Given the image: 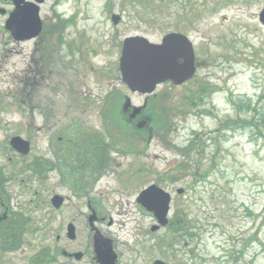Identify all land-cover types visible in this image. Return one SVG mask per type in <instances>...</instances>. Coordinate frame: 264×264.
<instances>
[{"label":"rangeland","instance_id":"1","mask_svg":"<svg viewBox=\"0 0 264 264\" xmlns=\"http://www.w3.org/2000/svg\"><path fill=\"white\" fill-rule=\"evenodd\" d=\"M263 7L264 0H45L43 39L20 55H10L1 23L0 208L24 226V239L36 245L40 224L70 220L88 200L129 226L150 224L136 198L152 184L173 197V228L157 233V259L264 264V131L218 132L238 116L232 101L264 111ZM60 21L67 23L51 33ZM172 32L192 43L195 75L147 98L131 94L118 69L123 39L158 44ZM201 91L203 102L188 106ZM125 98L135 108L147 99L150 140L119 115ZM13 137L29 142L26 156L10 148ZM194 140L202 147L183 157ZM101 150L104 177L90 185ZM54 195L67 200L59 214Z\"/></svg>","mask_w":264,"mask_h":264},{"label":"flooded vegetation","instance_id":"2","mask_svg":"<svg viewBox=\"0 0 264 264\" xmlns=\"http://www.w3.org/2000/svg\"><path fill=\"white\" fill-rule=\"evenodd\" d=\"M33 2L34 0H0V24H3V31L7 37L6 43L9 46H14L9 51L10 55H20L24 50V44L32 42L33 45H36L43 39L45 22L41 18L42 30L35 39L17 38L11 26H9V30L5 28L6 23L12 22L15 13H22L24 7ZM146 101L147 99L144 101V106H146ZM123 115L130 123L137 122L142 126L141 129L153 133V122L149 117L143 115L142 110L134 113L133 109H128ZM151 138L149 135V140ZM59 140L61 141L62 138ZM81 146L84 150L90 148V145L81 144ZM96 147L98 148L99 145L94 149H97ZM97 156L100 155L97 154ZM97 156L94 160V168L98 169L91 172L93 175L96 174V177L90 185L97 184L99 179L104 177L101 172L105 162H100ZM71 173L78 174L79 172L72 169ZM90 180L91 177L88 179L85 177L83 182ZM149 186L142 188L139 194ZM176 193L179 195L183 192L177 190ZM84 195L82 194V196ZM54 197L60 196L54 195L51 200ZM60 198L62 203L58 208H54L50 200L51 210L58 214L65 211L67 201L66 198ZM172 201L173 197L170 195L169 205ZM136 203L137 213L142 218L151 220L150 224L137 223L135 226H129L125 220L119 219V213H115L112 217L109 210H104L100 208L99 203L92 204L91 200H88L85 210L77 213L74 218L66 220V222L40 224L37 227L36 245L33 244V241L24 239L26 235L24 226L19 225L18 220L8 212L9 209L1 204L0 264H180V261L171 258L157 259L154 256L158 244L157 233L163 229L171 231L172 224L167 222L165 226H158L154 214L142 207L137 198ZM143 230L144 233H140ZM141 238L143 242H141Z\"/></svg>","mask_w":264,"mask_h":264},{"label":"water","instance_id":"3","mask_svg":"<svg viewBox=\"0 0 264 264\" xmlns=\"http://www.w3.org/2000/svg\"><path fill=\"white\" fill-rule=\"evenodd\" d=\"M43 2L34 0V3L27 4L22 13H15L12 22L6 23L5 28L9 30L11 26L15 37L23 40L36 38L42 28L39 6ZM119 21L118 15L111 16L113 25ZM258 22L264 26V7L258 15ZM118 69L121 82L131 94L150 96L164 83L181 86L192 79L196 71L193 45L186 35L177 32L165 35L158 44L151 43L143 36L127 37L122 41ZM130 108L134 113L140 110L132 107L126 98L122 112L126 113ZM136 127L142 128L139 124ZM9 146L21 156H26L30 151L29 143L20 137L11 138ZM137 201L154 214L158 226L167 224L168 193L152 185L139 194ZM51 202L54 208H58L62 199L54 197Z\"/></svg>","mask_w":264,"mask_h":264},{"label":"trees","instance_id":"4","mask_svg":"<svg viewBox=\"0 0 264 264\" xmlns=\"http://www.w3.org/2000/svg\"><path fill=\"white\" fill-rule=\"evenodd\" d=\"M110 1H108L109 4ZM70 21H68L69 23ZM67 22H59L55 27H53V30L51 33H56L60 30L61 25L64 27V25ZM172 25L177 26L176 23H173ZM179 30V29H177ZM204 100V93L201 91L197 95L189 98L187 100V104L190 107H196L197 104L203 102ZM243 102V105H237L232 101V104L236 106V109H238V116L235 119H227L225 120L219 127L218 132L223 134V132H236L238 130H250V132H256L257 134H263L264 131V111L255 109L254 107L251 108L250 100L244 101L242 100L240 103ZM242 106V107H241ZM123 115V113L120 111L119 115ZM244 115L242 118L241 115ZM264 135V134H263ZM197 146L202 147L201 144H198L196 140L191 141L189 146L183 150H181V153L183 154V157H187L189 153L192 151H197ZM104 151H100V156L97 158L100 162H106L108 159L104 155ZM190 156H188V159ZM35 170V168H34Z\"/></svg>","mask_w":264,"mask_h":264}]
</instances>
